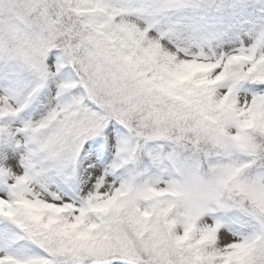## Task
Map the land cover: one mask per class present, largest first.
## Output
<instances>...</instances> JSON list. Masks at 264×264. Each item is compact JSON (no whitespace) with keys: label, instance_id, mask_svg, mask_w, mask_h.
Here are the masks:
<instances>
[{"label":"snow or ice","instance_id":"1","mask_svg":"<svg viewBox=\"0 0 264 264\" xmlns=\"http://www.w3.org/2000/svg\"><path fill=\"white\" fill-rule=\"evenodd\" d=\"M0 264H264V0H0Z\"/></svg>","mask_w":264,"mask_h":264}]
</instances>
